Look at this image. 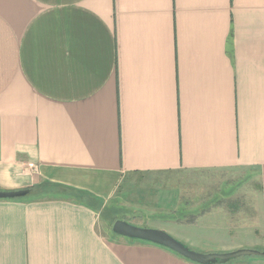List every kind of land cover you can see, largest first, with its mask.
Instances as JSON below:
<instances>
[{
  "label": "crops",
  "instance_id": "crops-1",
  "mask_svg": "<svg viewBox=\"0 0 264 264\" xmlns=\"http://www.w3.org/2000/svg\"><path fill=\"white\" fill-rule=\"evenodd\" d=\"M240 171L263 226L264 0H0V188H65L0 199V264H203L103 213H144L125 195L138 184L175 188L147 209L175 212L174 175ZM199 222L168 231L201 253L264 250Z\"/></svg>",
  "mask_w": 264,
  "mask_h": 264
},
{
  "label": "rangeland",
  "instance_id": "rangeland-1",
  "mask_svg": "<svg viewBox=\"0 0 264 264\" xmlns=\"http://www.w3.org/2000/svg\"><path fill=\"white\" fill-rule=\"evenodd\" d=\"M233 176L218 173H180L174 175L170 184L175 187H180L179 191V203L175 212L165 213L163 210H156V212L147 211L151 209V202H155L161 205L159 199L163 200L164 197H177V190L173 188L172 192L166 188V190L160 189L159 185L138 184L133 186H126V194L131 202L138 201L137 206H133L135 209H144V213L137 210V216L129 214V212L123 213L126 208L120 207L119 210H115L116 207L106 210L103 213V221H106V215L110 217V224L113 227V223L117 219H134L138 218L139 221L144 220L151 224H163L167 226V232L177 233L180 239L191 237L193 233H189L187 223L184 221H196L199 219V230L204 232L196 234L195 236H202L204 238L206 231L215 230L218 231L222 226L224 229L220 230V235L236 236L238 238L249 239L250 234L253 232V236L258 238H264V224L262 226V220L258 216L257 210L260 211V201L255 192L257 184L251 182V180L243 172L232 173ZM222 179V180H221ZM125 187V186H124ZM123 187V188H124ZM170 191V192H169ZM172 199L169 198V201ZM129 203L128 201L126 202ZM120 205V204H119ZM147 205V206H146ZM186 205L192 206V208H186ZM198 207H196V206ZM129 206V205H128ZM160 207V206H157ZM200 207V208H199ZM115 210V212H114ZM211 212L205 217L201 218V214L204 212ZM151 215V217H145L143 214ZM144 216V217H143ZM126 217V218H124ZM179 218L178 221L176 220ZM129 221V220H128ZM230 224V232L226 229ZM174 225L177 226L174 228ZM226 226V227H225ZM164 230V229H163ZM169 230V231H168ZM185 230L186 234H182ZM169 232L171 235H175ZM196 232V231H195ZM176 237V235H175ZM261 249V247H255ZM264 251V250H261ZM258 255H242L237 258H257Z\"/></svg>",
  "mask_w": 264,
  "mask_h": 264
},
{
  "label": "water",
  "instance_id": "water-1",
  "mask_svg": "<svg viewBox=\"0 0 264 264\" xmlns=\"http://www.w3.org/2000/svg\"><path fill=\"white\" fill-rule=\"evenodd\" d=\"M30 192V187L20 189L0 188V198H22L27 196ZM113 230L130 238L144 239L164 245L186 256L187 258L201 262L203 264L224 263L242 255H264V251L254 248H240L223 253L197 252L190 249L169 232L161 228L136 225L126 219L115 220V222L113 223Z\"/></svg>",
  "mask_w": 264,
  "mask_h": 264
},
{
  "label": "trees",
  "instance_id": "trees-1",
  "mask_svg": "<svg viewBox=\"0 0 264 264\" xmlns=\"http://www.w3.org/2000/svg\"><path fill=\"white\" fill-rule=\"evenodd\" d=\"M62 193H65L64 187L60 186V184L57 185V183L46 181V182H41V183H38L32 186L31 192L27 196L22 197L20 199L27 198L30 200H36V199L45 198L47 196L48 197L54 196V195L57 196V194H62ZM0 199H3V198H0ZM4 199H15V198H4ZM224 263H216V264H224Z\"/></svg>",
  "mask_w": 264,
  "mask_h": 264
}]
</instances>
